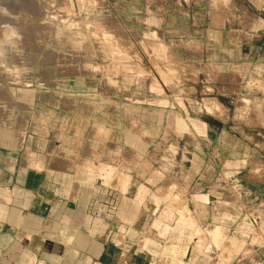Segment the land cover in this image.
I'll return each instance as SVG.
<instances>
[{"label":"crops","instance_id":"1","mask_svg":"<svg viewBox=\"0 0 264 264\" xmlns=\"http://www.w3.org/2000/svg\"><path fill=\"white\" fill-rule=\"evenodd\" d=\"M173 1L186 54L235 81L264 132V0ZM91 78L0 72V264H264V154L237 136L227 153L225 121L186 104L73 84Z\"/></svg>","mask_w":264,"mask_h":264},{"label":"rangeland","instance_id":"2","mask_svg":"<svg viewBox=\"0 0 264 264\" xmlns=\"http://www.w3.org/2000/svg\"><path fill=\"white\" fill-rule=\"evenodd\" d=\"M0 1L1 10L19 9L13 21L0 12V72L8 74L7 84L44 89L86 73L92 83L76 80L77 88L109 90L117 103L139 101L141 96L186 104L191 116L225 121L227 153L238 152L227 144L237 136L240 151L250 155L256 149L264 154L259 139L264 132L256 127V102L246 93L234 99L239 87L235 81L213 74L205 61L186 54L188 42L182 28L188 25V7L174 15L173 0H6L8 5ZM148 44L150 50L145 49ZM152 60H162L170 67V75L180 76L165 80L156 76L155 80ZM220 143L217 139L213 148ZM173 147L163 146L165 151Z\"/></svg>","mask_w":264,"mask_h":264},{"label":"bare ground","instance_id":"3","mask_svg":"<svg viewBox=\"0 0 264 264\" xmlns=\"http://www.w3.org/2000/svg\"><path fill=\"white\" fill-rule=\"evenodd\" d=\"M1 2V1H0ZM9 30V29H8ZM6 32V31H5ZM120 36V35H119ZM95 37H97V36H95ZM122 38H123V36H122ZM135 38V37H134ZM117 39V38H116ZM142 39H140L139 41L140 42H142L143 41V43H144V41H148V40H142ZM127 41V40H126ZM136 41V40H135ZM127 42H129V41H127ZM99 43V42H98ZM109 43H111L110 45H112V42H109ZM119 43V42H118ZM147 43H145V45H146ZM122 45V44H121ZM144 45V44H143ZM117 46V45H116ZM130 46V45H129ZM150 47L151 46H149V44H148V46H147V48H145V49H149L150 50ZM99 48V47H98ZM120 48V47H119ZM123 49V48H122ZM128 49V48H127ZM148 50V51H149ZM125 51V50H124ZM131 51V50H130ZM136 51H137V48H136ZM127 52V51H126ZM132 53V52H131ZM122 54V53H121ZM127 54V53H126ZM126 54H124V56H128V55H126ZM131 55V54H130ZM135 55V54H134ZM133 55V56H134ZM140 55V54H139ZM118 56V55H117ZM132 56V57H133ZM112 57H114V56H112ZM110 58V57H109ZM128 58V57H127ZM135 59V58H134ZM141 59H143V58H141ZM156 59V58H155ZM115 62V61H114ZM138 62V61H137ZM144 63V62H143ZM152 63H154V65H155V67H154V65H152L154 68H153V70H154V73H155V80L157 79L156 78V76L159 78V79H162V80H165V79H168V78H170V76L174 79L175 77H178V76H180V75H178L177 74V72L175 73V75L173 74H171L170 75V67H168L167 65H166V63H164V62H162V60H155V61H153L152 60ZM156 63H158V64H162L163 65V67H161V68H159V66L156 64ZM137 64H139V63H137ZM161 65V66H162ZM142 66V65H141ZM143 67H145L146 68V66H143ZM150 67V66H149ZM176 68H178V67H176ZM147 70V69H146ZM150 71V70H149ZM180 71V70H179ZM148 71H146V73H147ZM145 73V74H146ZM152 73H153V71H152ZM148 74H150V72H148ZM158 79V80H159ZM158 80H157V82H158ZM156 82V83H157ZM159 83V82H158ZM163 84V83H162ZM162 163V162H161Z\"/></svg>","mask_w":264,"mask_h":264},{"label":"water","instance_id":"4","mask_svg":"<svg viewBox=\"0 0 264 264\" xmlns=\"http://www.w3.org/2000/svg\"><path fill=\"white\" fill-rule=\"evenodd\" d=\"M209 121L216 122V120H214L213 118H209Z\"/></svg>","mask_w":264,"mask_h":264}]
</instances>
